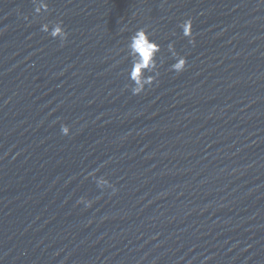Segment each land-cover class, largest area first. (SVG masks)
<instances>
[{
	"label": "water",
	"instance_id": "obj_1",
	"mask_svg": "<svg viewBox=\"0 0 264 264\" xmlns=\"http://www.w3.org/2000/svg\"><path fill=\"white\" fill-rule=\"evenodd\" d=\"M0 264H264V0H0Z\"/></svg>",
	"mask_w": 264,
	"mask_h": 264
},
{
	"label": "clouds",
	"instance_id": "obj_2",
	"mask_svg": "<svg viewBox=\"0 0 264 264\" xmlns=\"http://www.w3.org/2000/svg\"><path fill=\"white\" fill-rule=\"evenodd\" d=\"M180 27L184 30L185 36L189 37V43H194L191 18L183 21L180 24ZM52 34L54 36L60 34L64 40H66L68 36V33L59 27L54 29ZM169 47H171V45H169ZM129 48L131 54L136 57L131 67L129 79L133 81L134 85H139L138 87L134 86L131 89V92L133 95H139L145 90V84H153V78L144 77L143 70L155 66V56L160 50V46L155 41H151L148 34L141 28L132 36ZM186 64V57L178 55L177 62L171 66V70L180 73L184 71ZM62 132L63 134H67L66 126H62ZM110 187L113 186L110 185ZM113 191H115L114 187ZM91 204L92 201L86 202L87 207H90Z\"/></svg>",
	"mask_w": 264,
	"mask_h": 264
}]
</instances>
